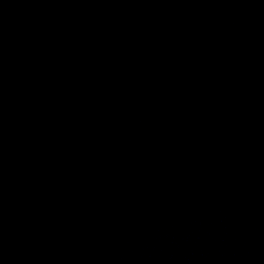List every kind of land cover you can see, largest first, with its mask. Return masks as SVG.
<instances>
[{
    "label": "water",
    "instance_id": "95a60500",
    "mask_svg": "<svg viewBox=\"0 0 264 264\" xmlns=\"http://www.w3.org/2000/svg\"><path fill=\"white\" fill-rule=\"evenodd\" d=\"M0 264H264V0H0Z\"/></svg>",
    "mask_w": 264,
    "mask_h": 264
}]
</instances>
